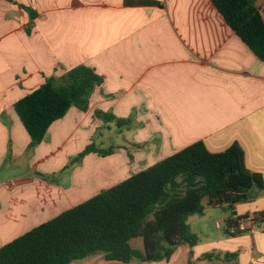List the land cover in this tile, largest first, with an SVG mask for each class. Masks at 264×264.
Returning <instances> with one entry per match:
<instances>
[{
    "label": "crops",
    "instance_id": "0c3cea01",
    "mask_svg": "<svg viewBox=\"0 0 264 264\" xmlns=\"http://www.w3.org/2000/svg\"><path fill=\"white\" fill-rule=\"evenodd\" d=\"M255 6L264 20V0ZM77 65L93 68L103 84L86 111L69 108L30 148L15 103ZM96 111L130 120L116 127L123 141L110 155L71 164L113 134ZM198 141L213 153L238 143L247 170L264 181V61L211 0H0V247ZM233 210L254 218L264 211V191ZM244 230L178 246L169 260L96 254L70 264H227L204 259L209 253H236L229 264H264V222ZM133 240L142 250V239Z\"/></svg>",
    "mask_w": 264,
    "mask_h": 264
},
{
    "label": "trees",
    "instance_id": "16d2710c",
    "mask_svg": "<svg viewBox=\"0 0 264 264\" xmlns=\"http://www.w3.org/2000/svg\"><path fill=\"white\" fill-rule=\"evenodd\" d=\"M211 1L227 25L264 61V20L255 0ZM27 11L36 17L34 11ZM103 82L104 77L93 68L77 65L59 77L47 78L19 99L14 110L30 137V148L45 138L50 125L69 108L86 111L91 93ZM95 116L118 127L130 123L101 111ZM114 151L115 147L99 148L92 142L70 163L80 162L89 153L107 156ZM263 191L262 176L247 170L238 143L213 153L198 141L0 247V264H70L96 254H102L105 261L124 263L169 260L176 247L197 244L188 220L204 214V199L208 206L227 205L231 210L223 233L234 237L245 232L239 225L249 218L236 216L234 205L251 201ZM253 219L257 225L264 222V211ZM136 238L142 239V250L131 246ZM236 257V253L203 255L227 264Z\"/></svg>",
    "mask_w": 264,
    "mask_h": 264
},
{
    "label": "rangeland",
    "instance_id": "374dc122",
    "mask_svg": "<svg viewBox=\"0 0 264 264\" xmlns=\"http://www.w3.org/2000/svg\"><path fill=\"white\" fill-rule=\"evenodd\" d=\"M109 125L112 128L113 134L110 135V137H108L107 144L102 146L104 147V149H107L109 147H116L118 144H121L123 141L122 134L116 132L117 125L115 123L114 124L109 123ZM119 129H120L119 131L123 132L126 136L129 134V133L127 134V131L124 130V128H119ZM109 134H110V131H107V135ZM93 143H95L97 147H100L99 145H101L99 140H96V141L94 140ZM27 168H28L27 165L26 166L23 165V172L26 171ZM16 172H19V168L16 170ZM203 205L205 207L203 216L193 215L189 217L188 223L191 227L192 232L196 235L198 239H203L204 241H206L205 239H211L217 236L227 237V235L223 233V228L226 227V221L223 220L222 218H225L231 215L230 214L231 210H228L224 207L208 206L206 199L203 200ZM218 222L221 224V228L216 226ZM133 241L134 243L139 242L140 239L133 240ZM222 247H223V244L220 243V248Z\"/></svg>",
    "mask_w": 264,
    "mask_h": 264
},
{
    "label": "built area",
    "instance_id": "2783aa9c",
    "mask_svg": "<svg viewBox=\"0 0 264 264\" xmlns=\"http://www.w3.org/2000/svg\"><path fill=\"white\" fill-rule=\"evenodd\" d=\"M244 224H248L251 227H253V226L256 227L257 226V223L254 221L253 218H243L241 220V222H240V225H239L240 229H242V230L244 229ZM216 226L221 228V224L219 222L216 224ZM230 230L233 231V228L230 229Z\"/></svg>",
    "mask_w": 264,
    "mask_h": 264
}]
</instances>
